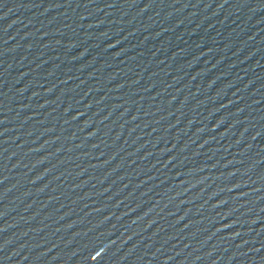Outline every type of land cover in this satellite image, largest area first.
I'll return each instance as SVG.
<instances>
[{
  "label": "water",
  "instance_id": "obj_1",
  "mask_svg": "<svg viewBox=\"0 0 264 264\" xmlns=\"http://www.w3.org/2000/svg\"><path fill=\"white\" fill-rule=\"evenodd\" d=\"M205 0H0V264H220Z\"/></svg>",
  "mask_w": 264,
  "mask_h": 264
}]
</instances>
